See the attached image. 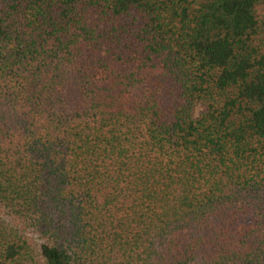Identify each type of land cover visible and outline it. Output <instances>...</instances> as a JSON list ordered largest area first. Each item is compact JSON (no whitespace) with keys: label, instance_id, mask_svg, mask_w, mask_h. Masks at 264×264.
Wrapping results in <instances>:
<instances>
[{"label":"trees","instance_id":"trees-1","mask_svg":"<svg viewBox=\"0 0 264 264\" xmlns=\"http://www.w3.org/2000/svg\"><path fill=\"white\" fill-rule=\"evenodd\" d=\"M0 264H264V0H0Z\"/></svg>","mask_w":264,"mask_h":264},{"label":"rangeland","instance_id":"rangeland-1","mask_svg":"<svg viewBox=\"0 0 264 264\" xmlns=\"http://www.w3.org/2000/svg\"><path fill=\"white\" fill-rule=\"evenodd\" d=\"M201 110H202V107H198L197 108V113L201 112Z\"/></svg>","mask_w":264,"mask_h":264}]
</instances>
